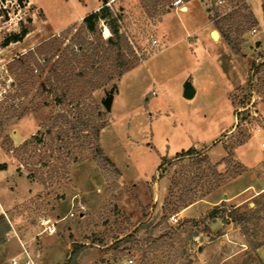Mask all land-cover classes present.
Instances as JSON below:
<instances>
[{
    "label": "rangeland",
    "instance_id": "obj_1",
    "mask_svg": "<svg viewBox=\"0 0 264 264\" xmlns=\"http://www.w3.org/2000/svg\"><path fill=\"white\" fill-rule=\"evenodd\" d=\"M97 1L104 0H0V165L5 164L0 200L2 196L9 206L6 218L11 224L8 232L0 233V264H11L15 255L23 261L18 254L23 244L38 264H64L75 245H83L78 264H264V180L260 188L216 205V218L208 215L216 206L189 218L174 210L175 202L166 203L171 179L183 163L158 169L182 150L212 145L220 128L232 122V105L236 125L218 141L231 148L255 133L251 145L264 150V131H259L264 128V68L252 89L248 84L252 61L264 54V25L258 22L242 32L239 51L234 52L222 36L207 42L199 31L186 40L185 28L201 26L209 10L210 16L215 10L227 16L243 2L251 7L247 0H201L187 13L169 12L176 7L174 0L109 4L139 57L137 66L93 92L106 112L101 146L118 173L95 159L86 132L77 137L66 125L69 135L63 140L55 139L61 127L48 132L52 117L65 107L40 88L51 67L35 70L44 53L29 63L34 78L20 68L10 69L16 59H27L30 51L52 38L71 37L67 31H76L83 13ZM251 2L263 9V0ZM22 26L29 29L24 38L1 45ZM212 28L217 29L214 21ZM102 33L110 35L106 26ZM188 79L206 91L185 98ZM109 96L112 104L107 109L104 100ZM217 156L218 148L212 152ZM184 162L189 164L188 159ZM237 164L234 156L223 163V171L218 167L224 177L217 188L248 170L237 174ZM202 166L210 172L205 162ZM256 173L264 179V162ZM230 210L255 216L239 223L228 216ZM172 215L178 221H172ZM217 218L231 226L212 229ZM44 219L55 224L53 234L44 230ZM128 234L130 241L115 246Z\"/></svg>",
    "mask_w": 264,
    "mask_h": 264
},
{
    "label": "trees",
    "instance_id": "obj_2",
    "mask_svg": "<svg viewBox=\"0 0 264 264\" xmlns=\"http://www.w3.org/2000/svg\"><path fill=\"white\" fill-rule=\"evenodd\" d=\"M155 1L159 3L163 0ZM165 2L171 3L172 1L165 0ZM242 8L247 9V13H244ZM242 8L234 10L227 16H221L219 11L215 10V15L210 16V20L214 21L221 36L234 52L239 51L237 44L240 42L242 32L258 25V19L252 8L246 2H243ZM104 26L110 32V35L106 38L102 33ZM28 32L29 29L22 26L20 31L8 34L1 45L6 46L19 41ZM67 32L72 36L66 37L64 34H60L58 37L52 38L49 42L42 44L38 50L30 51V57L27 59H16L10 64V69L16 71L17 68H20L34 78V68L30 67L29 63L31 59H36V55L44 53L42 62H37L38 67L35 70L43 72L47 65H51V67L45 78V83L40 88L53 96L56 105L65 107L62 112L52 117V124L48 125V132L51 133L53 127H61V130L56 134V140H63L65 136L69 135V132L65 130L66 125L77 132V137L80 133L86 132L84 137L92 152L95 153V159L104 167L105 165H112L120 173L118 166L101 146V132L107 126L104 119L106 112L95 100L93 92L120 78L124 73L137 66L139 57L133 50L128 34L122 29L121 17L114 12L108 4V0L104 1L98 9L88 13L76 31ZM233 32H235V35H233ZM257 43L259 45V42ZM263 68L264 54L260 52L258 57L252 61L249 70L248 84L251 89L256 74ZM236 111L238 112V110ZM39 141H41V138ZM243 143L245 142H240L231 148L225 145L228 155L221 162L215 164L210 161L206 153L201 152L195 146L178 152L173 158L162 161L158 166L159 170L166 164L183 163L181 171L178 170L176 172L178 175L173 176L171 179L166 203L169 201L175 202L174 210L179 212L212 192L220 185L224 177V173L218 169L219 164L226 162L229 157L233 159L234 149ZM26 144L27 142L24 145ZM69 144L70 142L67 140L65 147H68ZM186 159L189 160V164L184 162ZM203 162L206 163V168L210 172L204 169ZM4 167L5 164L0 165V169ZM237 167V174H241L246 170V167L240 162H238ZM190 173H194V176H190ZM192 178H197L196 182ZM198 187H202L200 193L195 192ZM218 209V206L214 207L208 213L209 217L216 218ZM228 216L232 218V221L244 223L255 215L244 213L238 216L230 210ZM140 228H145V226L142 224ZM10 229L11 224L8 222L6 215L1 214L0 233L4 234ZM131 236V234H128L120 238L115 246L127 243L130 241ZM260 245L262 244L258 246ZM82 248L83 245H75L64 264H78L77 260Z\"/></svg>",
    "mask_w": 264,
    "mask_h": 264
},
{
    "label": "crops",
    "instance_id": "obj_3",
    "mask_svg": "<svg viewBox=\"0 0 264 264\" xmlns=\"http://www.w3.org/2000/svg\"><path fill=\"white\" fill-rule=\"evenodd\" d=\"M104 1H107V0H104ZM104 1H103V3H104ZM114 1L115 0H108V4H110ZM198 1H201V0L185 1L184 7H186V9H183V7L181 8V7L176 6L175 9H171V11H169V12L178 11L179 13H187L191 9V7H194L196 5V3ZM247 1L250 3L252 10L254 11V13L258 19L259 25L260 26L264 25V19H262V16H264V0H263V9L258 8L255 4H253L251 2V0H247ZM103 3L102 2L100 3V1H97L96 5L93 7V9H91L89 12L83 13L81 19L83 20V18L88 13L98 9ZM185 30H186L185 31L186 32L185 33L186 40H187L188 36H195L196 32H199V31L203 32V34H202L203 40H206L207 42H213L215 40L211 36V32L214 29L212 28V21L210 20L209 12H207L205 20L201 26L197 27L196 29L191 26V27H188L187 29L185 28ZM220 37H221V34H220ZM220 37H219V39H220ZM227 47L229 48V46H227ZM194 86L196 88L195 96L200 91H203V90L206 91L205 87H202V85L201 86L199 85L200 86L199 87V86L194 84ZM232 110H233L232 122H230L228 125H223L220 128L219 137L213 141L212 145H210L209 147H206V146L196 147L197 149L198 148L199 149L204 148L206 150V154L208 155L210 161L214 164L221 162L222 159L228 155V152L225 148L224 142L222 140L221 141H218V140L220 138H222L223 134L227 133L228 130H230L232 128V126L236 125V122L234 120V107H233V105H232ZM263 114H264V112H263ZM259 131H264V128L259 129ZM254 134L255 133H253L252 136L245 143L238 145L234 149L235 159L238 162H240L242 165H244L248 170L246 172H244L243 174L239 175L238 177H236L235 179H232L230 181L229 180L226 181V183H223L219 188H217L216 190L207 194L202 199H200V200L188 205L187 207L183 208L180 211V214L182 215V217H189V218L199 217L203 214H206L207 211L211 210L214 206L219 205L223 201H227V202L232 201V200L237 199L238 197L242 196L246 192H248L252 189L260 188L262 186L264 179L259 174L256 173V170H258L260 165L264 162V150L255 149L251 145V139H252ZM262 147H264V142L262 143ZM217 148H218V156L212 157V152ZM223 163L224 162L219 164V168H221V171H223L222 170ZM0 171H2V169H0ZM247 178H249L250 180H247ZM0 190L2 191V189H0ZM3 191H5V189ZM0 193H2V192H0ZM0 195H2V194H0ZM8 209H9L8 204L6 203V201H4L3 197L1 196L0 215L1 214L6 215ZM216 220L217 221H214L210 224V227L212 229H214L215 226L216 227L225 226L223 228V230H226V229H228V227L231 226L229 223L220 222L219 218H217ZM209 234H211V233H209ZM18 254L23 255L25 258V253H24L23 249H21L20 253H18ZM30 254H32V253H30ZM12 258H17V257L15 255V256H12L10 259H12ZM11 264H12V261H11Z\"/></svg>",
    "mask_w": 264,
    "mask_h": 264
},
{
    "label": "built area",
    "instance_id": "obj_4",
    "mask_svg": "<svg viewBox=\"0 0 264 264\" xmlns=\"http://www.w3.org/2000/svg\"><path fill=\"white\" fill-rule=\"evenodd\" d=\"M224 0H215L214 2L216 4H222ZM173 5L177 6V7H183V9H186L185 6V1L184 0H174L173 1ZM255 30V29H254ZM153 43L156 44L157 40H153ZM79 205L82 207L83 204L80 202ZM68 215L70 217L75 215V212L73 211V209H71L68 213ZM178 217L177 215H172L171 216V220L172 221H178ZM42 225L44 226V230L49 233V234H53L56 231V227L54 223H51L50 219H44L42 220ZM23 251L25 253V258L23 261H20L18 258H12V264H38L36 262V260L32 257V255L30 254V252L28 251V249L23 245ZM133 260L131 259L130 262H132Z\"/></svg>",
    "mask_w": 264,
    "mask_h": 264
},
{
    "label": "water",
    "instance_id": "obj_5",
    "mask_svg": "<svg viewBox=\"0 0 264 264\" xmlns=\"http://www.w3.org/2000/svg\"><path fill=\"white\" fill-rule=\"evenodd\" d=\"M211 36L213 39L218 40L220 37V33L217 29L212 30L211 32ZM196 94V88L194 87V85L192 84V82L188 79L185 83H184V92H183V96L187 99H191L195 96ZM111 104H112V97L109 96L106 100H104V105L107 109L111 108Z\"/></svg>",
    "mask_w": 264,
    "mask_h": 264
}]
</instances>
